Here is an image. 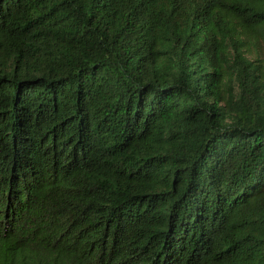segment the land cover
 <instances>
[{"label":"trees","instance_id":"16d2710c","mask_svg":"<svg viewBox=\"0 0 264 264\" xmlns=\"http://www.w3.org/2000/svg\"><path fill=\"white\" fill-rule=\"evenodd\" d=\"M0 264H264V0H0Z\"/></svg>","mask_w":264,"mask_h":264}]
</instances>
